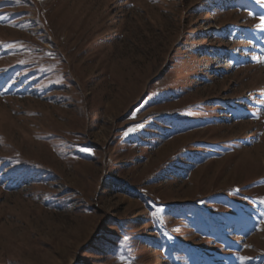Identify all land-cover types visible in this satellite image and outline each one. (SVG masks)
Returning <instances> with one entry per match:
<instances>
[{
    "label": "rangeland",
    "instance_id": "obj_1",
    "mask_svg": "<svg viewBox=\"0 0 264 264\" xmlns=\"http://www.w3.org/2000/svg\"><path fill=\"white\" fill-rule=\"evenodd\" d=\"M262 16L0 0V264H264Z\"/></svg>",
    "mask_w": 264,
    "mask_h": 264
},
{
    "label": "snow or ice",
    "instance_id": "obj_2",
    "mask_svg": "<svg viewBox=\"0 0 264 264\" xmlns=\"http://www.w3.org/2000/svg\"><path fill=\"white\" fill-rule=\"evenodd\" d=\"M260 20H261V25H264V16H262V17L260 18ZM134 131H136V128H134V127H130V128L124 133V135L127 136L129 133L134 132ZM84 150H85V151H88V149H84ZM237 191H238V190H237ZM262 202H264V200H262ZM161 212H163V208L160 207V206H157V207L154 209V211L152 212V215H153V216H156L157 214H159V213H161ZM125 239H127V237H125ZM241 259H243V258H241Z\"/></svg>",
    "mask_w": 264,
    "mask_h": 264
}]
</instances>
